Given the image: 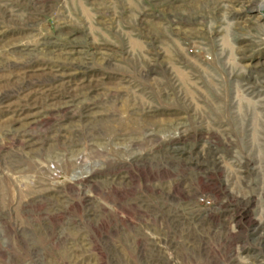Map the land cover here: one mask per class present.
Wrapping results in <instances>:
<instances>
[{
  "label": "rangeland",
  "instance_id": "rangeland-1",
  "mask_svg": "<svg viewBox=\"0 0 264 264\" xmlns=\"http://www.w3.org/2000/svg\"><path fill=\"white\" fill-rule=\"evenodd\" d=\"M0 264H264V0H0Z\"/></svg>",
  "mask_w": 264,
  "mask_h": 264
}]
</instances>
